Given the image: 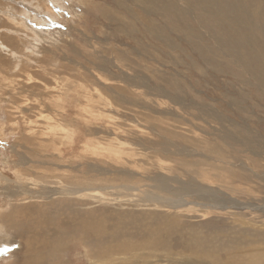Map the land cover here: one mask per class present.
I'll return each instance as SVG.
<instances>
[{
	"label": "rangeland",
	"instance_id": "rangeland-1",
	"mask_svg": "<svg viewBox=\"0 0 264 264\" xmlns=\"http://www.w3.org/2000/svg\"><path fill=\"white\" fill-rule=\"evenodd\" d=\"M88 1L91 0L81 2L67 0L65 3H61L60 0H41L44 8H53L57 3H60L63 12H67L69 15L62 21L60 15L49 20L46 13H41L44 24L36 26L33 24L34 37L40 35L39 33H46L49 40L46 39L47 41L43 43L39 40L38 43L34 44L35 47L24 48L23 44L25 43L21 38L12 40L13 44L7 51L9 52L7 53L9 66L12 68L10 78L22 81L21 75L24 72L36 70L41 73H39L40 78L26 82L23 88L18 89L20 87L18 85L17 90L13 91L10 97L11 102L3 104V108L23 105L29 111L24 115V118L16 115L17 122L21 123L19 133L12 135L9 127L4 131L1 130L3 136L0 135V159L10 156L15 161L24 157L28 158L27 160H38L42 158L43 154L49 155L52 151V146L49 144L18 143L21 140V133H23L22 125L26 119L38 122L40 125L59 121L64 125L76 128L77 150L73 154L66 155L62 160L63 165L71 166V169H68L66 173L77 176V179L74 180L75 188L87 187L99 191L107 190L111 194L110 199L90 191H82L81 195L75 196L77 204L81 207L82 216L90 219L92 217L97 221L96 223L105 224L110 233L120 223L114 214V207L123 202L138 206L146 211L149 217L151 215H158L162 218L167 215L178 216L177 223L173 225L177 235L172 237L171 248L177 252V246H179V251H184L187 258L189 253L184 243L187 239L199 237L202 233L216 235V233L229 230L235 231L232 236H236L244 233V228L250 227L249 220L258 222L259 225L264 216L258 218L261 212L256 209L239 211L244 218L235 221L231 216L226 214L223 216L222 212L217 210V212L210 209L205 210L207 208L203 206H212L210 203L207 204V202L202 201L200 202L202 206H195V203L198 201L197 198H208L206 192L201 193V188L209 186L213 188L212 190L218 191L215 197L217 199L219 197L226 198L225 200L222 199L225 202L229 203V199L233 198L241 204H248L249 202V204H258L257 206L261 205L259 202L264 199V189H262L264 187V162L254 163L256 159L251 157V154L249 155L248 150L239 146L236 147L234 143L236 140L245 141L249 138V140L254 141L257 138V142L264 144V92L252 87L254 82L251 81L248 73L235 65L224 66L229 59L216 50L219 46L209 39L205 30L199 28L195 31H199L197 34L202 36V45L206 44L214 50L207 62L199 59L184 41H179L177 36L171 35L174 44L178 45V50H172L166 54L158 53L151 57H141L132 63H128L124 57L126 56L124 53L126 47L122 43H116L112 39L108 40V43L105 42L107 39H102L111 32L106 25L107 22L101 16L103 9L107 6L116 10L114 8L116 5L122 11L121 2L128 6V0H116V4L112 0H92V5H88ZM7 2L0 0V4L3 6L2 10L5 9L4 6ZM11 5L20 8L15 6L13 2ZM30 16L35 17L34 15ZM69 19L71 22L74 20V22L71 23ZM190 21L195 27V22ZM84 34L90 35L91 40L89 42H85L86 39L82 40ZM114 35L119 38L121 34L116 32ZM134 37L164 50L161 45L144 39L139 34L134 35ZM97 38L101 41H97ZM127 42L125 44L130 49L131 45L128 44L131 42L128 40ZM110 47L117 48L119 52L111 50ZM33 50L36 52V58L26 56H33L31 52ZM165 51L167 50L165 49ZM12 56H18L22 63L16 67ZM163 57H173L175 65L162 64L165 72L160 69L159 65L162 63V60L159 59ZM101 61L108 65L109 73L106 80L105 77L101 76L102 72L96 68V64ZM213 64H219L218 67L223 69V72L219 69V73H216V69L211 66ZM113 65H118L121 69H116ZM37 66L42 67L44 71ZM31 68H35V70ZM47 70L53 71L46 74L45 71ZM159 73L165 75L163 79H174L175 82L173 83L182 90L180 97H176L172 92L170 101L168 99L157 100L158 97L148 93V90L145 91L142 87L135 86L139 81H143L152 87L155 77ZM117 77L130 79L133 84L126 85L120 82ZM178 80L182 81V85L177 83ZM100 82L109 87L121 89L125 96V99L121 100L123 104H118L112 94L102 88ZM164 82L165 80L163 84H165ZM159 83L157 82V84ZM3 98H5V91L1 99ZM5 113L6 109L0 110V124L7 125L9 122ZM207 113L215 115L216 118L222 117L223 121L227 122L217 124L218 122L215 123L208 119L209 126L200 119L206 118ZM218 121L220 120L218 119ZM231 123L232 125H230ZM114 125L132 128L135 133L129 135L128 138L123 137L119 140L113 134L95 130L99 126L116 127ZM239 125L246 127L251 134L247 136L239 130L235 131L234 127ZM216 131L228 135L231 139L221 144L217 141L218 138L214 136ZM104 139L107 140V144H105ZM14 141L18 143L15 146L16 152H13L11 147ZM87 142L97 145L102 150L101 154H112L108 152L119 150V148L125 150L126 153L120 156L121 159L118 162L105 160L84 152L82 148ZM167 143L173 146L170 149L179 151L184 149L191 154L200 155L204 153L203 147H208L207 145L220 146L219 155H210L209 161H215L220 167L223 166L224 162L231 163L232 169L226 166L230 169L225 174L226 178L215 180L214 177L219 175L218 171L210 169L208 164L206 166L201 164V158H197L199 161L193 159L194 162H200L199 164L190 163L189 157L181 158L168 155ZM135 145L140 147L139 153L136 154L128 149L136 148ZM63 146L61 147L64 148ZM37 152H40V155ZM159 161L160 163H158ZM53 162L52 159L51 163ZM90 163H95V166H90ZM158 164H162L166 170L163 169V172L162 170L160 172L157 169ZM77 165L79 172L74 170ZM179 165H183L186 170L182 171L184 169L182 166H180L182 170L179 169ZM233 166L236 167L233 168ZM54 168L51 166V169L47 171L53 172ZM198 168L207 173L208 178L214 180L205 181L199 178L202 177L201 175H193L192 172ZM113 171L121 172L123 176H116ZM0 174L9 180L16 179L13 166L5 168L0 166ZM153 174L161 176L167 192H173L167 201L174 208L166 210L168 214L159 213L160 210L153 211L155 206L154 202L150 200L149 194L153 185L149 177ZM90 175H97V177L95 179L88 178ZM0 207L1 211H5L6 205H0ZM49 209L65 214V208L61 205L50 206ZM234 210L228 211L234 212ZM206 212L210 213L206 214ZM37 213L32 208L25 214L20 215L18 213L14 217L20 222L28 224L35 221ZM240 224L242 225L240 226ZM4 233H1L0 236H6V238L0 239V264L89 263L79 242L67 243L65 247H62L63 251L60 257H55L52 262L45 261L44 256L47 255V250L43 254L41 245L37 254L39 260L35 261L29 258L31 263H28L23 241L29 238V235L20 238L13 232V234L11 232ZM37 233L40 235L39 238L43 237V234ZM125 234L131 240L143 238L142 233L140 236L138 232L132 230H128ZM46 237L48 236L46 235ZM175 242L177 246H175ZM75 248L76 250H74ZM160 253L155 255L160 256ZM218 257L216 262L224 260L227 256L224 253H220L219 256L218 252ZM159 260L161 261V259ZM157 264L165 263L158 262Z\"/></svg>",
	"mask_w": 264,
	"mask_h": 264
},
{
	"label": "bare ground",
	"instance_id": "bare-ground-1",
	"mask_svg": "<svg viewBox=\"0 0 264 264\" xmlns=\"http://www.w3.org/2000/svg\"><path fill=\"white\" fill-rule=\"evenodd\" d=\"M5 1H8L4 6L5 9L2 10L3 6L0 4V110L6 109L5 115L10 125L0 124L1 136H3L2 131L7 127L11 130L12 135L19 133L21 131V123L17 122L16 115L24 118V115L29 111L23 105L3 108V104L11 102L10 97L13 91L17 90L16 87L18 85L20 86L18 89L23 88L26 82L34 78H40L39 73H41L36 71L35 68H31L35 71L24 72L21 75L23 82L10 78L12 68L9 66L7 55L9 52L7 51L13 44L12 40L21 38L25 43L23 44L24 48L35 47L34 44L38 43L39 40L41 43L49 40L46 33H39L40 35H37L36 38L34 37L35 30H33V24L35 26L44 24L41 13H46L49 20L60 15L62 21L69 15L67 12H63L60 3H57L53 8H44L41 0ZM66 1L60 0L61 3H65ZM75 1L81 2L86 0ZM112 1L116 4V0ZM11 2L20 8L12 6ZM128 2V6H125L121 2L122 11L116 5H114L116 10L107 6L103 9L101 15L103 20L107 22L106 25L111 32V34L102 39H107L105 42L108 43L110 39L115 40L116 43H122L127 48H124L126 55L124 57L128 63H132L135 59L141 57H151L158 53L166 54L169 51L178 50V45L174 44L172 36H177L179 41H184L196 53L199 59L207 62L210 60L214 50L206 44L202 45L203 38L197 34L199 31H195V29L199 28L200 30H205L209 39L219 46L216 50L229 59L226 61L228 63H223L224 66L235 65L248 73L251 81L254 82L252 83V87L264 92V0H128ZM92 4V0L88 1V5ZM30 15H34L35 17L32 18ZM39 16H41L40 19ZM190 20L195 22V27H193V22ZM69 21L71 22L70 19ZM116 32L121 34L119 38L114 35ZM138 34L144 39L156 42L167 51L164 52V50L154 47L149 42H146L148 43L146 44L141 39L134 37V35ZM89 36L88 34H84L82 40L86 39L85 42H89L91 40ZM127 40L131 42L128 44L131 45L130 49L125 44V42L128 43ZM97 41L101 40L98 39ZM110 49L119 52L117 48L110 47ZM31 52L33 56H26L36 58V52L34 50ZM11 58L14 59L16 67L22 63V60L18 56H12ZM159 60H162V63L159 64L161 70L165 69L163 68L164 64L174 65L173 57H163ZM214 61L216 62V60ZM213 65L211 66L216 69L215 72L219 73L218 70L221 69L218 67L219 64ZM37 67L44 71L42 67ZM113 67L121 69L118 65H113ZM96 68L102 72L101 76L105 77L106 80V76L109 73L108 65L101 61L96 64ZM84 69L87 70L86 67ZM52 71L47 70L45 73L50 74ZM163 71L165 72V70ZM163 78H165V75L159 73L156 75L152 87H149L143 81H139L135 86L142 87L145 91L148 90V93L158 97L157 100L168 99L170 101L172 92H174L176 97H180L182 90L177 84L173 83L175 82L174 79ZM117 79L126 85L133 84L127 78L117 77ZM164 80L165 84H163ZM157 82L160 83L157 84ZM177 83L182 85V81L180 80ZM100 84L104 90L112 94L118 104H123L121 100L125 99V96L121 89L109 87L101 82ZM4 91L5 98L1 99ZM206 115H208L206 118L200 119L209 126L208 119L213 120L215 123L218 122L217 124L224 122L222 117L218 116L216 118L215 115H209V113ZM23 123V133H21L22 136L18 142L19 144L22 142L26 144L36 142L52 146L51 153L49 155L43 154L42 158L38 160H27L28 158L24 157L18 158L15 161L10 156L0 159V166L3 168L13 166L16 175V179L9 180L3 174H0V205H6L5 211H1L0 207V236L1 233L5 234L4 232H13L20 238H25L29 235V238L23 241L26 261L28 263H31V259L29 258L35 261L39 260L37 254L41 245L43 247V254L47 250V255L45 254L46 256H44L45 261L52 262L55 257H60L63 251L62 247H65L67 243L79 242L83 247L85 257L89 261L88 264H157L158 262H164L165 264H264V219H262L263 221L259 225L258 222L249 220L250 227L244 228V233L237 234L236 236H232L235 231L229 230L216 233L217 236L213 233H202L199 237L187 239L184 243L188 249V258L184 255V251H179V246H177L176 242L175 246L178 247V251L174 252V249L171 248L172 237L177 235L173 225L177 223L178 216L167 215L165 218H162L158 215H151L149 217L147 212L138 206L123 202L114 207V214H116L120 223L110 233L108 226L105 224L96 223L97 221L92 217L90 219L82 216L81 207L77 204L75 196L81 195L82 191H90L98 196L110 199L111 194L107 190L99 191L98 189H89L87 187L76 189L74 180L77 179V176L68 175L66 172L68 169H71V166L63 165L62 163L66 155L73 154L77 150L76 128L64 125L59 121L40 125L38 122L26 119ZM114 126L116 127L99 126L95 130H102L106 134H113L119 140L123 139V137L128 138L129 135L135 133L132 128H123L119 125ZM234 129L235 131L239 130L247 136L251 134L244 126H235ZM214 136L218 138L217 141L221 142V144L231 139L228 135H223V133L217 131ZM247 139L248 141H246ZM247 139L245 141L236 140L234 145L248 150L249 155L251 154L250 156L256 159L254 163L264 162V144L257 142V138L254 141L249 140V138ZM104 141L107 144V140L104 139ZM18 143L15 141L12 143L13 152H16L15 146ZM62 145H64V148L61 147ZM135 146L136 148L134 147L133 149L128 148L134 154L140 151V147L138 145ZM167 146L169 147L168 155L181 158L189 157L190 163L200 164V162H194L193 159L199 161L197 158H201V164L204 166L208 164L210 169L219 172V175L214 177L215 180L226 178L225 174L230 170L226 166L232 169L231 163L224 162L223 166L220 167L215 161H209L210 155H219L220 146L213 147L207 145L208 147H203L204 153H202L204 155L191 154L184 149L180 151L177 149L173 150L170 149L173 146L168 143ZM82 150L95 157L108 159L113 162H118L121 159L120 156L126 153L125 150L119 148V150L108 152L112 154H101L102 150L90 142L85 143ZM37 153L40 155V152ZM52 159L54 160L53 163H51ZM93 165L95 166V163H90V166ZM51 166L55 168L53 172H48L47 170L51 169ZM180 166L184 167L183 165ZM235 167L233 166V168ZM157 169L163 172L165 168L162 164H158ZM74 170L75 172H79L78 165ZM185 170L186 168L184 167L182 171ZM114 173L116 176H123L121 172ZM192 174L195 176L197 174L201 175L202 177L199 178L205 181L214 180L213 178H208L207 173L201 171V168L196 169ZM96 177L97 175H90L88 178L95 179ZM149 179L153 182L152 191L149 192L151 196L150 200L154 202L155 206L153 211L157 212V210H160L159 213H167L166 210L174 208L167 201L173 195V192L166 191V185L163 183L160 175L153 174ZM212 189L209 186L201 188V193L206 192L208 198H197L198 201L195 203V206H202L200 202L205 201L207 204L210 203L212 205H204L203 207L207 208L205 210H217L222 212V215L231 216L235 221L242 219L243 214H240L239 211H243L244 209H248L249 211L256 209L261 212L258 218H263L264 199L259 202L261 204L259 206H257L258 204H249V202L248 204H241L233 198L229 199L228 203L224 201L226 198L219 197L217 199L215 196L218 191ZM130 199L132 200L133 198ZM54 205L63 206L65 214L51 211L49 208ZM32 208L38 212L34 222L25 224L14 217L18 213L23 215ZM228 210H234V212ZM208 213L210 212H206V214ZM255 225H258V227H255ZM126 230L136 231L140 236L142 233L143 238L141 240H131L125 234ZM37 232L43 234L44 238H39L40 235ZM3 237L6 238V236H2L0 239H3ZM159 252H161L160 256L155 255ZM218 252L219 256L220 253H224L227 257L224 260L216 262L219 258Z\"/></svg>",
	"mask_w": 264,
	"mask_h": 264
}]
</instances>
